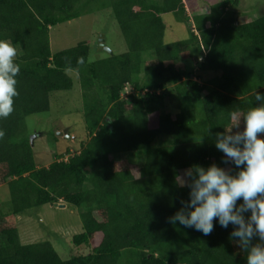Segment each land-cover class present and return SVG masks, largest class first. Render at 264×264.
I'll return each mask as SVG.
<instances>
[{"label": "trees", "instance_id": "trees-1", "mask_svg": "<svg viewBox=\"0 0 264 264\" xmlns=\"http://www.w3.org/2000/svg\"><path fill=\"white\" fill-rule=\"evenodd\" d=\"M239 3L0 0V40L16 47L20 65L14 111L0 119V187L10 196L0 206V264H247L231 223L214 221L205 236L167 219L188 199L185 169L234 167L216 133L264 94V12L241 23ZM84 16L113 18L126 51L107 52L101 38L102 58L87 42L52 53L51 28ZM176 28L184 37L165 43ZM74 80L82 138L72 146L53 135L57 152L38 165L26 121L48 113L53 93L72 91ZM61 201L79 209L74 251L62 258L48 241L22 244L17 218Z\"/></svg>", "mask_w": 264, "mask_h": 264}, {"label": "clouds", "instance_id": "clouds-1", "mask_svg": "<svg viewBox=\"0 0 264 264\" xmlns=\"http://www.w3.org/2000/svg\"><path fill=\"white\" fill-rule=\"evenodd\" d=\"M16 57V47L0 40V119L14 111V98L19 95ZM255 100L259 106L232 112L224 131L216 133L215 147L224 154L223 163L234 167L212 163L185 169L179 186L189 189L188 199L181 198L180 208L167 219L205 236L213 232L214 221L224 229L231 223L230 238H238L237 247L247 253V264H264V94L256 92Z\"/></svg>", "mask_w": 264, "mask_h": 264}, {"label": "rangeland", "instance_id": "rangeland-1", "mask_svg": "<svg viewBox=\"0 0 264 264\" xmlns=\"http://www.w3.org/2000/svg\"><path fill=\"white\" fill-rule=\"evenodd\" d=\"M153 3V0H148ZM264 12V0H240L236 13L240 15V22L246 23L255 20ZM109 17L105 13L103 18ZM84 16L80 19L59 24L51 28L50 46L51 52L75 47L81 42H87L93 50V56L102 58L105 51L99 43L103 38L104 45L115 54L126 51V44L114 19L106 21L98 17ZM168 17V16H166ZM165 18V17H164ZM178 26V25H175ZM174 30V31H173ZM171 36H167L165 43L178 41L184 37L179 28L172 29ZM179 31V33H178ZM182 34V36H180ZM148 54L144 59L149 60ZM196 76V75H195ZM193 80H197L193 77ZM72 91L56 92L51 96V107L48 113L34 115L26 121L28 138H33L34 156L38 165L49 166L51 156L57 152L53 143V135L69 133L65 138L72 146H77L82 138L84 123L80 112L81 91L77 80ZM61 137V136H59ZM73 139V140H72ZM65 146V141L61 145ZM130 155V154H129ZM129 155L118 156V160H125ZM67 159V158H66ZM10 196L6 187H0V206L9 205ZM62 201L57 206H44L38 212L33 210L17 218L19 237L22 244L48 241L62 258L68 257L74 251L70 240L82 231V222L79 217V209L73 210ZM66 242V244L64 243Z\"/></svg>", "mask_w": 264, "mask_h": 264}, {"label": "water", "instance_id": "water-1", "mask_svg": "<svg viewBox=\"0 0 264 264\" xmlns=\"http://www.w3.org/2000/svg\"><path fill=\"white\" fill-rule=\"evenodd\" d=\"M105 50H106L107 52L111 53V51H110L108 48H105ZM64 134L66 135L67 132H65ZM62 135H63V133L58 134V136H62ZM32 139H33V138H31V141H32ZM54 206H57V205H54ZM60 207L63 208L64 206L62 205V206H60Z\"/></svg>", "mask_w": 264, "mask_h": 264}]
</instances>
